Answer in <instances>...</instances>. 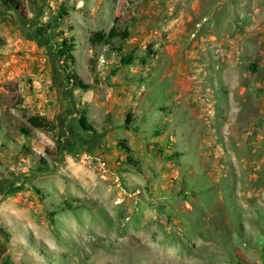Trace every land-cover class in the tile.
I'll list each match as a JSON object with an SVG mask.
<instances>
[{"label": "rangeland", "instance_id": "374dc122", "mask_svg": "<svg viewBox=\"0 0 264 264\" xmlns=\"http://www.w3.org/2000/svg\"><path fill=\"white\" fill-rule=\"evenodd\" d=\"M12 1L0 264H264V0ZM116 20L129 39L97 44Z\"/></svg>", "mask_w": 264, "mask_h": 264}, {"label": "trees", "instance_id": "16d2710c", "mask_svg": "<svg viewBox=\"0 0 264 264\" xmlns=\"http://www.w3.org/2000/svg\"><path fill=\"white\" fill-rule=\"evenodd\" d=\"M10 3H12V0H7ZM130 37V32L127 28L123 27L121 24H119V21L116 20L113 27L108 32H98L94 36V41L97 44H114L115 42H124L128 40ZM73 40H68L67 38H64L59 43V57L63 60L64 66L67 72V77L69 79V82L77 88L80 89H86L88 86L84 84V82L77 78V76L74 73H71L69 71V63L74 64L75 63V57L73 54L74 46L72 44ZM133 55L128 54L121 57L120 63L121 65H132L133 64ZM132 118L131 115H128L127 117V124L131 123ZM29 124L35 128L42 131H52L54 129V126L51 124L50 121H48L46 118L42 116H31L28 119ZM79 125L84 131H93L92 128L89 125V122L87 118L82 115L79 120ZM127 153H131V149L127 146H123Z\"/></svg>", "mask_w": 264, "mask_h": 264}, {"label": "crops", "instance_id": "0c3cea01", "mask_svg": "<svg viewBox=\"0 0 264 264\" xmlns=\"http://www.w3.org/2000/svg\"><path fill=\"white\" fill-rule=\"evenodd\" d=\"M260 15V16H259ZM263 15L262 19H264V12H259V11H256L254 14L253 13H250V16L252 17L253 20L257 19V18H261V16ZM264 21V20H263ZM254 28L252 27L251 28V31H253ZM246 37V35H242V34H236L235 35V40L236 41H243V39Z\"/></svg>", "mask_w": 264, "mask_h": 264}]
</instances>
